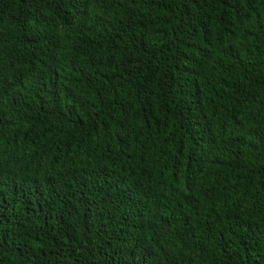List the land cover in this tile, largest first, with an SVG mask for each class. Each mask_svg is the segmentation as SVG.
<instances>
[{"label":"trees","instance_id":"trees-1","mask_svg":"<svg viewBox=\"0 0 264 264\" xmlns=\"http://www.w3.org/2000/svg\"><path fill=\"white\" fill-rule=\"evenodd\" d=\"M0 264H264V0H0Z\"/></svg>","mask_w":264,"mask_h":264}]
</instances>
